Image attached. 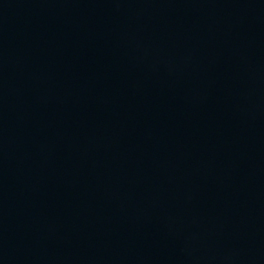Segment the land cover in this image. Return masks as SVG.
Segmentation results:
<instances>
[{"label": "water", "instance_id": "95a60500", "mask_svg": "<svg viewBox=\"0 0 264 264\" xmlns=\"http://www.w3.org/2000/svg\"><path fill=\"white\" fill-rule=\"evenodd\" d=\"M0 264H264V0H0Z\"/></svg>", "mask_w": 264, "mask_h": 264}]
</instances>
